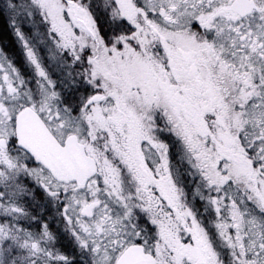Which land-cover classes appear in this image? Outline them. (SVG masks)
<instances>
[{
	"label": "snow or ice",
	"instance_id": "snow-or-ice-1",
	"mask_svg": "<svg viewBox=\"0 0 264 264\" xmlns=\"http://www.w3.org/2000/svg\"><path fill=\"white\" fill-rule=\"evenodd\" d=\"M0 21V264H264V0Z\"/></svg>",
	"mask_w": 264,
	"mask_h": 264
},
{
	"label": "trees",
	"instance_id": "trees-1",
	"mask_svg": "<svg viewBox=\"0 0 264 264\" xmlns=\"http://www.w3.org/2000/svg\"><path fill=\"white\" fill-rule=\"evenodd\" d=\"M0 29H3V21H0Z\"/></svg>",
	"mask_w": 264,
	"mask_h": 264
}]
</instances>
